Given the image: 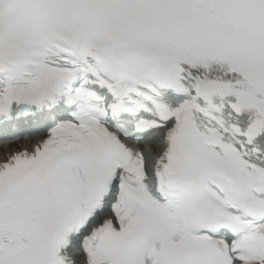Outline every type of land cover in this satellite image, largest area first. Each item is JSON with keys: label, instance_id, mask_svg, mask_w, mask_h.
<instances>
[{"label": "snow or ice", "instance_id": "obj_1", "mask_svg": "<svg viewBox=\"0 0 264 264\" xmlns=\"http://www.w3.org/2000/svg\"><path fill=\"white\" fill-rule=\"evenodd\" d=\"M0 264H264V0H0Z\"/></svg>", "mask_w": 264, "mask_h": 264}, {"label": "bare ground", "instance_id": "obj_2", "mask_svg": "<svg viewBox=\"0 0 264 264\" xmlns=\"http://www.w3.org/2000/svg\"><path fill=\"white\" fill-rule=\"evenodd\" d=\"M37 135L25 136L21 140H13L11 142H2L0 143V157L10 153L16 149H20L25 145L29 144Z\"/></svg>", "mask_w": 264, "mask_h": 264}]
</instances>
